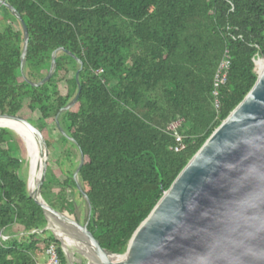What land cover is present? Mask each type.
I'll return each mask as SVG.
<instances>
[{"label": "trees", "instance_id": "obj_1", "mask_svg": "<svg viewBox=\"0 0 264 264\" xmlns=\"http://www.w3.org/2000/svg\"><path fill=\"white\" fill-rule=\"evenodd\" d=\"M0 13V114L32 122L44 140L52 123L62 142L73 143L83 158L77 181L91 205L88 229L110 254L124 253L254 85V59L264 57V0H0ZM54 52L52 74L39 84ZM225 55L230 65L216 107L213 80ZM177 121L178 152L168 129ZM14 136L0 128V264H36L52 242L68 264L53 235L40 232L47 220L28 195ZM46 146L41 196L71 214L73 192L82 198L73 171L57 166L64 179L57 178V150Z\"/></svg>", "mask_w": 264, "mask_h": 264}, {"label": "water", "instance_id": "obj_2", "mask_svg": "<svg viewBox=\"0 0 264 264\" xmlns=\"http://www.w3.org/2000/svg\"><path fill=\"white\" fill-rule=\"evenodd\" d=\"M23 30L24 54V25ZM54 58L52 54L50 70L39 84L52 74ZM259 59H254L255 66ZM262 61L252 88L163 192L122 254L113 255L102 248L89 231L88 220L81 224L45 202L41 196L48 161L45 140L23 117L0 114V120L21 123L37 149L35 183L30 189L28 175L26 186L47 220L40 232L53 235L69 264H74L73 254L55 228L85 244L87 249L73 248L86 264H264V57ZM77 97L78 93L71 104ZM82 163L81 154L73 179L87 205L89 219L90 201L77 181Z\"/></svg>", "mask_w": 264, "mask_h": 264}, {"label": "rangeland", "instance_id": "obj_3", "mask_svg": "<svg viewBox=\"0 0 264 264\" xmlns=\"http://www.w3.org/2000/svg\"><path fill=\"white\" fill-rule=\"evenodd\" d=\"M3 24H4V20L2 19V14L0 13V30L3 26ZM21 26H22V30H23V25H21ZM23 35H24V30H23ZM56 53L57 52L53 53V55L56 56ZM260 59L262 60V58H260ZM255 71H257V66H255ZM23 76L25 77L24 71H23ZM47 130L49 132V135L45 138V142L50 147V149L57 150V153L54 152L56 154L52 153V155H51L52 172L54 173V175L57 176V178L62 180V179H64V174H61L58 167H61L65 172H67L68 170H71L74 173V171L76 169V165L78 164V162L80 160V157L78 155L77 149L74 146H72V144H73L72 142L70 144L69 142L64 143L61 141V139L59 138L58 130L54 127V125L52 123L48 124ZM14 137L16 139V143H17L18 149H19L17 152V156L24 160L22 172H23L24 177L27 180V178H28V164H27V158H26L25 145H24L23 140L16 133H15ZM60 151L65 152V155L62 157L63 162H62V159L58 160V156L60 154ZM71 199L74 200V202H75V206H74L75 211H74V213H71V214L68 213V215L76 218V220L82 224L86 221L85 220L86 204L84 203L83 199L76 192H73V196H71ZM65 213H67V212H65ZM68 247H69V252L73 254V256L71 257L72 260L75 259L77 261H82L83 264H86L85 258L80 253H78L73 247H70V246H68ZM45 260H46V258H44V257H41L39 259L40 262H44Z\"/></svg>", "mask_w": 264, "mask_h": 264}, {"label": "bare ground", "instance_id": "obj_4", "mask_svg": "<svg viewBox=\"0 0 264 264\" xmlns=\"http://www.w3.org/2000/svg\"><path fill=\"white\" fill-rule=\"evenodd\" d=\"M262 67H263V61L261 63L260 70L262 69ZM0 126H6L10 128L23 140L25 145L27 164H28L29 188L30 189L33 188L35 183L37 164H38V155L32 136L21 123L16 121L0 120ZM55 233L67 245V247L69 245L71 247L78 246L80 248L87 249L85 244L81 243L78 239L71 236L70 234L63 232L59 228H55ZM121 258L122 257H120L119 259Z\"/></svg>", "mask_w": 264, "mask_h": 264}, {"label": "built area", "instance_id": "obj_5", "mask_svg": "<svg viewBox=\"0 0 264 264\" xmlns=\"http://www.w3.org/2000/svg\"><path fill=\"white\" fill-rule=\"evenodd\" d=\"M229 58L228 56L225 55L224 59L221 60L219 63L214 80H213V91L212 94L215 97V106H218V101H217V89L219 88L220 85L225 84L226 78H227V73L229 70ZM180 122H174L172 123L168 129L173 132L176 140V147L174 150L176 152L182 150L184 148V144L182 143V137L177 133L176 129L179 126ZM46 258L44 262H40L39 260L37 261L36 264H61L59 253H58V246L55 243H50L45 249L43 256Z\"/></svg>", "mask_w": 264, "mask_h": 264}, {"label": "flooded vegetation", "instance_id": "obj_6", "mask_svg": "<svg viewBox=\"0 0 264 264\" xmlns=\"http://www.w3.org/2000/svg\"><path fill=\"white\" fill-rule=\"evenodd\" d=\"M75 211V210H74ZM74 211L72 212V213H74ZM71 217V216H70ZM72 219H75L76 220V218H74V217H71ZM69 246V245H68ZM71 247V246H70ZM72 262L74 263V264H83V262L82 261H77V260H72ZM69 264V263H68Z\"/></svg>", "mask_w": 264, "mask_h": 264}]
</instances>
